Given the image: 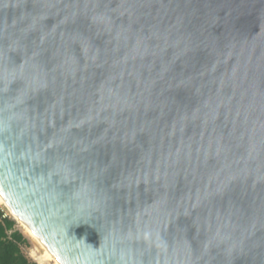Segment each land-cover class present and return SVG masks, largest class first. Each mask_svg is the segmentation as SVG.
<instances>
[{
	"label": "water",
	"instance_id": "obj_1",
	"mask_svg": "<svg viewBox=\"0 0 264 264\" xmlns=\"http://www.w3.org/2000/svg\"><path fill=\"white\" fill-rule=\"evenodd\" d=\"M0 194L58 264H264V0H0Z\"/></svg>",
	"mask_w": 264,
	"mask_h": 264
},
{
	"label": "trees",
	"instance_id": "obj_2",
	"mask_svg": "<svg viewBox=\"0 0 264 264\" xmlns=\"http://www.w3.org/2000/svg\"><path fill=\"white\" fill-rule=\"evenodd\" d=\"M27 239L11 218L0 220V264H37L21 250Z\"/></svg>",
	"mask_w": 264,
	"mask_h": 264
},
{
	"label": "rangeland",
	"instance_id": "obj_3",
	"mask_svg": "<svg viewBox=\"0 0 264 264\" xmlns=\"http://www.w3.org/2000/svg\"><path fill=\"white\" fill-rule=\"evenodd\" d=\"M0 207H3L4 209L5 206L0 202ZM10 218L13 219L15 221L16 224V228L19 229L22 234L24 235V237L27 239L26 243H23L21 245V250L22 252L31 260H33L34 262L38 263V264H53L52 262H43L42 260L39 259L38 257V249L36 246H38L36 244V241L30 237V235L26 232V230L24 229V227L18 223V219H16L14 217V215L10 214Z\"/></svg>",
	"mask_w": 264,
	"mask_h": 264
},
{
	"label": "bare ground",
	"instance_id": "obj_4",
	"mask_svg": "<svg viewBox=\"0 0 264 264\" xmlns=\"http://www.w3.org/2000/svg\"><path fill=\"white\" fill-rule=\"evenodd\" d=\"M0 202L5 206L7 207V204L3 198V196L0 194ZM7 209L10 211V209L7 207ZM10 213L12 215H14L11 211ZM14 217L16 219H18L15 215ZM18 223H20L24 229L26 230V232L30 235V237H32L35 241H36V244L38 246L37 249H38V257L40 260H42L43 262H52L53 264H58V262L56 261L55 257L41 244V242L37 239V237L34 235V233L31 231V229L26 225L24 224L22 221H20V219H18Z\"/></svg>",
	"mask_w": 264,
	"mask_h": 264
},
{
	"label": "built area",
	"instance_id": "obj_5",
	"mask_svg": "<svg viewBox=\"0 0 264 264\" xmlns=\"http://www.w3.org/2000/svg\"><path fill=\"white\" fill-rule=\"evenodd\" d=\"M6 209H4L3 207H0V220H2L3 218H10V211L7 209V207H5ZM38 264V263H37Z\"/></svg>",
	"mask_w": 264,
	"mask_h": 264
}]
</instances>
